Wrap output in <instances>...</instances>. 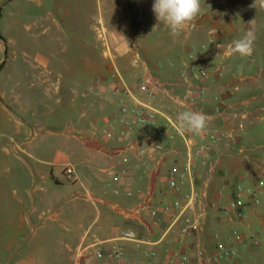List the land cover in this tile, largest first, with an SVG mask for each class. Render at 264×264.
<instances>
[{
  "label": "crops",
  "instance_id": "1",
  "mask_svg": "<svg viewBox=\"0 0 264 264\" xmlns=\"http://www.w3.org/2000/svg\"><path fill=\"white\" fill-rule=\"evenodd\" d=\"M153 2L0 0V104L5 102L7 85L21 83L22 68L14 55L17 30L25 25L30 37L53 40L44 44V50L37 48L29 68L40 75L47 92L54 88L55 96L47 95L43 103H52L48 113L62 121L66 136L64 149H58L44 167L33 170V183L24 191L0 180V264H76L79 250L90 244L93 236L110 240L122 231L132 232L144 242H124L130 260L150 261L145 252L154 248L160 261L173 251H181L191 255V264H197V253L214 251V233L219 232L230 245L234 229L246 235L243 243L235 245L241 264L252 260L254 250L259 253L264 249V230L253 214L250 195H243L244 215L240 219L228 218L213 208L203 233L184 238L181 244L154 245L169 224V217L161 212L162 204L196 189L207 190L210 199L224 205L239 196L238 186L252 192L257 190L258 181L264 180V104L260 102V98L264 100V82L255 81L264 74V7H251L254 0H200L195 21L174 38L157 21ZM30 11L33 25L43 28L41 34L34 33L24 21ZM250 29L255 34L252 55L228 54L226 46ZM219 44L225 47L218 48ZM23 48L33 49L27 42ZM52 66L71 80L52 87L47 76ZM238 69L253 85L240 86L235 75ZM199 71L208 72L209 78L196 79ZM100 80L105 85L96 86ZM94 85L99 89L96 95L89 93ZM144 85L147 90H142ZM116 87L120 91L116 92ZM124 88L131 91L126 98L121 95ZM122 98L131 107L142 104L155 109L159 126L165 125L167 112L174 120L188 109L204 112L211 118L204 133L214 129L225 132L244 153L232 155L215 148L206 166L196 157L191 173L187 172L181 183L180 175L188 162L183 139L158 138L153 125L145 128L144 135L135 131L129 145L105 137L103 120L114 118ZM0 113L16 134L22 132L21 122L3 105ZM31 138L26 135L13 145L21 162L18 153L25 151L24 145ZM207 142L205 136L196 140L197 145ZM156 145L162 150L156 151ZM105 160L112 168L121 169L120 174L112 172L107 187L97 176L96 180L91 177L96 173L91 169ZM68 164L75 170V181H66L63 176ZM124 172L130 177H122L116 185L113 177ZM169 173L180 181L179 192L169 189ZM116 188L118 194L114 193ZM86 191L94 200L85 198ZM7 232L11 235L5 240ZM253 239L260 241L263 249L254 247L250 243ZM88 264L99 262L92 258Z\"/></svg>",
  "mask_w": 264,
  "mask_h": 264
},
{
  "label": "built area",
  "instance_id": "2",
  "mask_svg": "<svg viewBox=\"0 0 264 264\" xmlns=\"http://www.w3.org/2000/svg\"><path fill=\"white\" fill-rule=\"evenodd\" d=\"M183 73V71H182ZM210 74L206 71H199L196 79H208ZM142 90H147V87L141 86ZM116 92L120 91L116 87ZM123 97L131 94L128 89L121 91ZM152 96V95H151ZM158 112L149 105L130 106L124 98L119 101L118 109L114 118H104L103 132L107 139L113 140L118 138L120 141L129 145L131 136L138 131L142 135L145 133V128L153 125L156 128L158 138H165L169 141H174L181 138L184 141L187 155V167L185 172L180 175L181 183L185 179L186 173L190 172L194 166V159L202 158V165L206 166L207 159L215 148H221L224 152L232 155H241L244 149L238 148L232 138L225 132L218 129L197 135L191 132H186L183 135L178 134L175 130L173 114L167 112L164 117L166 123L163 126L157 125ZM201 136L207 137L206 144L197 145L196 140ZM156 151H161L162 146L156 145ZM63 176L66 181H75L76 175L72 165L68 164L63 169ZM122 177L129 178L130 175L124 172L121 176L115 175L113 182L118 185ZM129 187V186H128ZM168 187L174 192H179L180 181L174 173L168 175ZM115 194L119 193V189L114 190ZM239 196L235 199L228 200L226 204L219 205L217 201L210 199L209 192L197 191L193 189L189 193L183 194L179 199L172 203H165L160 206L161 212L169 217V224L162 231L156 244L159 243H182L184 238L203 233L208 224L209 212L213 208H217L225 216L231 219H240L244 214L243 195H250L253 200L254 212L259 215L264 224V180H259L257 190L248 192L241 186L237 187ZM222 197V194H219ZM85 198L94 200L93 196L86 191ZM86 237H89L86 235ZM245 240L244 235L239 230L231 231L230 245L223 242L219 232L214 233L213 241L214 251L208 254L205 251H200L196 256L197 264H241L239 255L236 249L238 243ZM142 242L134 233L128 231L120 232L116 237L110 240H101L95 236L90 239V244L81 247L78 254L76 264H88L89 260L94 258L99 264H191L193 259L189 253L181 251H173L167 257L160 261L159 252L156 249H150L145 252L150 261L130 260L126 254L124 242ZM254 246L258 245L257 240H252ZM92 251V252H91ZM153 261V262H151Z\"/></svg>",
  "mask_w": 264,
  "mask_h": 264
},
{
  "label": "rangeland",
  "instance_id": "3",
  "mask_svg": "<svg viewBox=\"0 0 264 264\" xmlns=\"http://www.w3.org/2000/svg\"><path fill=\"white\" fill-rule=\"evenodd\" d=\"M29 9L32 10L33 8L30 6ZM33 18L34 15L30 11L28 17H26L24 21L26 25L32 26V31L34 33L41 34L43 28L40 25H33ZM56 22L58 23L57 26H59V21L57 20ZM57 26L54 28L55 33L59 31ZM24 27L25 25L17 30V36L20 40L18 39L16 53L14 55L17 66L22 68L21 83L17 87L14 85H7V89L5 90V102L4 104H0L7 109L12 117L19 120L22 126V132L16 134L14 132L15 129L11 127L10 124L5 123L0 113V180L15 184L14 187H16L17 191H24L28 185H32L34 180L33 170L44 167L47 162L52 161L53 154L58 149H64L62 141L66 137L65 134L62 133L64 129L62 121L56 119L54 114L48 113L47 108L53 106L52 103L50 101L46 102V104L43 103L47 95H51V97L55 96L56 93L54 88H51L50 91L47 92L46 86L40 81V75L29 68L32 57L38 51L37 48L44 50V44L50 43L53 40H50L49 37L46 36H41L39 39H36V36L32 37V35L30 37ZM23 42L31 44L33 49H24ZM37 43L40 45L39 47H36ZM25 69H28V71H25ZM238 70L239 71L235 75L238 77L237 81L240 83V86L253 85L248 79L243 77L244 74L241 73V69ZM47 76L50 82H52V87L56 85H58V87L64 86L67 81L69 82L71 80L68 79L69 76L61 72L57 66L50 67ZM255 81L264 82V74L259 76ZM95 85H105V81L100 80ZM95 85L89 89V93L96 95L99 93V89H97ZM105 96L106 95H103V97L101 96L102 98H100L104 101L106 100ZM260 102L264 104V100L261 98ZM262 127V129H264V123ZM26 135L32 138L29 140V143L26 142L27 144L24 145L25 151H20L21 153H18L22 159L21 162L16 157L13 145L15 142L20 143ZM101 138H103V136H101ZM6 151H9V153ZM103 169L109 170L107 172H101ZM91 171H96V173H92L93 176L91 175V177L96 180L95 176H97L107 187V183L112 179V174L114 172L120 174L121 169L112 168L110 161L105 160L100 167H93ZM85 177L87 178V176ZM252 208L253 214L259 219V223L261 222L260 225H262L264 230V224L261 218H259L260 216L255 214L254 207ZM262 227L260 226L259 228ZM240 233L246 237L245 233ZM10 235L11 234L7 232L6 235L3 234V238L8 240ZM257 235H259V233ZM259 242L260 241H258L257 246H254L252 242L250 243L254 247L263 249L261 248L262 243ZM20 248L22 249L23 246ZM260 251L261 252L258 253V250H254L256 255L252 256V260H248L247 264H264V249Z\"/></svg>",
  "mask_w": 264,
  "mask_h": 264
},
{
  "label": "clouds",
  "instance_id": "4",
  "mask_svg": "<svg viewBox=\"0 0 264 264\" xmlns=\"http://www.w3.org/2000/svg\"><path fill=\"white\" fill-rule=\"evenodd\" d=\"M264 7V0H254L251 7ZM201 10L200 0H154L152 11L159 23H163L172 37L181 35L195 19ZM254 20L250 21V25ZM216 30H213L214 35ZM255 34L250 29L241 39L233 40L227 45L228 54H239L241 57H249L253 53V43ZM218 48L225 45L219 44ZM210 117L204 112L193 111L191 109L178 113L175 120V130L183 135L191 132L197 135L203 134L210 122Z\"/></svg>",
  "mask_w": 264,
  "mask_h": 264
},
{
  "label": "trees",
  "instance_id": "5",
  "mask_svg": "<svg viewBox=\"0 0 264 264\" xmlns=\"http://www.w3.org/2000/svg\"><path fill=\"white\" fill-rule=\"evenodd\" d=\"M1 11H2V8L0 7V17H1ZM0 39H3L1 34H0Z\"/></svg>",
  "mask_w": 264,
  "mask_h": 264
}]
</instances>
